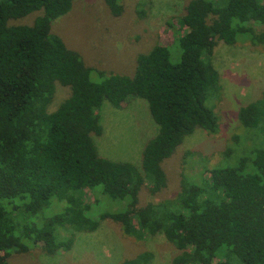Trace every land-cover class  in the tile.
Segmentation results:
<instances>
[{
  "label": "trees",
  "instance_id": "1",
  "mask_svg": "<svg viewBox=\"0 0 264 264\" xmlns=\"http://www.w3.org/2000/svg\"><path fill=\"white\" fill-rule=\"evenodd\" d=\"M103 1L113 16L123 12L122 0ZM72 3L0 0V264L39 243L46 255L69 250L76 232H93L105 220L135 242L161 233L179 251L171 264H264L262 146L249 147L233 165L205 168L195 180L183 176L172 198L139 204L144 186L151 195L166 187L162 162L187 136L196 128L217 133L206 104L221 89L214 48L222 41L264 52V0H189L185 13L167 22L172 42L138 53L132 75L87 65L50 32ZM37 10L31 24H10ZM56 82L70 94L49 112ZM130 97L146 100L157 124L140 167L100 156L91 136L102 132L103 102L120 107ZM237 119L264 137V90ZM105 197L122 208L110 210ZM151 258L143 251L119 264Z\"/></svg>",
  "mask_w": 264,
  "mask_h": 264
},
{
  "label": "rangeland",
  "instance_id": "2",
  "mask_svg": "<svg viewBox=\"0 0 264 264\" xmlns=\"http://www.w3.org/2000/svg\"><path fill=\"white\" fill-rule=\"evenodd\" d=\"M188 1L122 0L123 12L113 16L103 0H73L66 14L52 20L50 32L77 51L87 65L132 75L138 53L172 42L174 33L167 22L172 20L174 24L183 15ZM39 14L41 10L33 11L10 20V24H31ZM175 50L170 48L172 61L178 60ZM212 62L221 89L219 95L212 97L209 93L206 104L217 116V133L196 128L187 136L162 162L166 187L151 195L144 186L139 193L140 205L174 197L183 176L195 180L205 168L233 165L249 147L264 148V137L241 128L237 119L240 107L257 100L264 90V52L247 44L220 41L214 48ZM69 94V87L56 82L49 112L55 111ZM99 122L101 134H91L99 155L140 167L143 147L157 132L146 100L130 97L120 107L105 100L99 110ZM85 192L86 199L92 201L91 190ZM106 201L110 210L122 208L120 201L105 197ZM40 245L25 253H12L8 264H119L143 251L152 253L149 264H171L179 253L161 233L135 242L124 237L119 224L112 220L103 221L93 232H76L72 248L55 255H46Z\"/></svg>",
  "mask_w": 264,
  "mask_h": 264
}]
</instances>
